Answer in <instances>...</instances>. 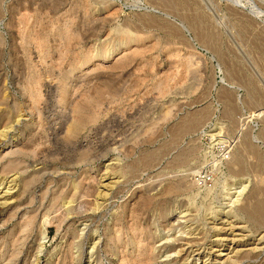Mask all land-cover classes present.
I'll return each instance as SVG.
<instances>
[{
    "label": "rangeland",
    "instance_id": "374dc122",
    "mask_svg": "<svg viewBox=\"0 0 264 264\" xmlns=\"http://www.w3.org/2000/svg\"><path fill=\"white\" fill-rule=\"evenodd\" d=\"M1 155L0 258L120 264L138 223L151 264H264V0H0Z\"/></svg>",
    "mask_w": 264,
    "mask_h": 264
},
{
    "label": "bare ground",
    "instance_id": "6f19581e",
    "mask_svg": "<svg viewBox=\"0 0 264 264\" xmlns=\"http://www.w3.org/2000/svg\"><path fill=\"white\" fill-rule=\"evenodd\" d=\"M36 94V93H35ZM38 97V96H37ZM74 109H75V107H74ZM81 115V114H80ZM82 116V115H81ZM94 116V115H93ZM73 117V116H72ZM76 117V116H75ZM79 118H81L80 116H79ZM82 118H83V116H82ZM80 121H81V119H80ZM82 125V124H81ZM9 127V126H8ZM80 128H82L81 126H79ZM71 128H74L73 126L71 127ZM77 131V130H76ZM3 132V131H2ZM5 133H6V131H5ZM70 133V132H69ZM75 133V132H74ZM2 136H4V137H7V133L6 134H1ZM1 136V137H2ZM118 143V142H117ZM20 148H21V146H20ZM18 151V147H16V144L13 146V148H11L10 149V154H14V153H16ZM25 151V150H24ZM7 153V152H6ZM5 153V154H6ZM27 153V152H26ZM9 154V153H8ZM16 155V154H15ZM3 157V155H1L0 156V158H2ZM8 157V156H7ZM19 160V159H18ZM107 171L108 170H110L109 169V167H106L105 168ZM103 178V177H102ZM94 179H95V177H94ZM98 182H100V180L98 181ZM111 182V181H110ZM110 182H108V184H104V187L106 188V189H109V188H111V186H108V185H111L110 184ZM173 183V182H172ZM170 184L169 186H168V188H166L168 191L167 192H169V190L171 191V190H173V189H175L176 188V186L174 185V183L173 184ZM103 187V188H104ZM180 187V186H179ZM178 187V188H179ZM187 187V186H186ZM190 188V187H189ZM10 189V187L9 186H7L6 188H5V190L0 194V201H2L3 200V202H0V207H3L4 206V204H5V199H6V197H5V195H9V190ZM113 189V188H112ZM111 189V190H112ZM96 190V189H95ZM242 191H243V189L242 190H239V191H237V195H236V198H233V200L231 201V204H230V207L231 206H233V205H235V203L236 202H238V197H239V195L242 193ZM95 192V191H94ZM102 192V191H101ZM100 191H98V193H97V196L98 197H100V198H102V200L104 199V201L105 200H107V198H108V193H106V192H102L101 193ZM108 192V191H107ZM111 192V191H110ZM22 193V192H21ZM197 194V193H196ZM91 195V194H90ZM114 195V194H113ZM76 196V195H75ZM84 196H86L85 194H84ZM84 196L82 195V196H80V197H83V199H84ZM94 196V195H93ZM97 196L94 198V203H91V204H93L94 205V209H101V208H103L104 207V204L103 203H100V202H98V201H101V199L100 200H98V198H97ZM90 197V196H89ZM114 196H112V198H113ZM32 198V197H31ZM93 198V197H92ZM91 198V199H92ZM110 198V197H109ZM34 199V198H33ZM82 199V200H83ZM30 200V203L32 202V199H29ZM90 200V199H89ZM93 200V199H92ZM91 200V201H92ZM73 201V199L72 200H69V201H67V203H68V206L66 207L67 209H69L70 207H71V205H69L71 202ZM127 203V202H126ZM87 204H88V202H87ZM89 205H90V203H89ZM92 205V206H93ZM254 205V204H253ZM82 206V205H81ZM86 206V205H85ZM107 207V206H106ZM123 207H124V205H123ZM127 207V206H126ZM228 207V206H227ZM251 207V206H250ZM89 208L90 209H88V205H87V209L88 210H91V209H93V208H91L90 206H89ZM234 207H232V209H233ZM86 209V210H87ZM104 209V208H103ZM102 209V210H103ZM254 209V208H253ZM242 210V207H238V208H235L231 213H236L237 211H241ZM33 211V215H27V213H28V211H25L24 212V214L21 216L22 218H24V219H26L25 218V216H28L27 218L28 219H26L25 220V222H24V224L22 225V227H23V229H26L28 226H29V224L31 223V222H33V219H34V217L37 215L38 216V214L41 212V209H40V207L39 208H37V209H35V210H32ZM93 211V210H92ZM133 211V210H132ZM217 211H219V210H216L215 212H212V213H214V216H216L217 215ZM229 211H231V209L229 210ZM16 212V211H15ZM79 212V211H78ZM124 212V211H123ZM126 212V211H125ZM258 214H260V213H262V207L261 206H258L257 207V211H256ZM29 213H31V212H29ZM70 213V212H69ZM83 213V212H82ZM92 213V212H91ZM94 213H96V211L94 212ZM131 212H129V214H130ZM220 213V212H219ZM125 214V213H124ZM132 214V213H131ZM130 214V215H131ZM225 214H228V213H225ZM43 216H45V213H44V215ZM67 216V215H66ZM132 216V215H131ZM134 217H135V215H134ZM134 217H133V219H134ZM138 217V216H137ZM46 219H44V220H47L48 219V217H45ZM114 218H116V216L114 217ZM118 218V217H117ZM248 218H250V214L248 215ZM136 219V218H135ZM22 220V219H21ZM114 221V220H113ZM112 221V222H113ZM118 221V220H117ZM122 221V220H121ZM137 221V220H136ZM135 221V222H136ZM115 222H116V220H115ZM114 222V223H115ZM134 222V221H133ZM133 222H131V223H133ZM234 222V221H233ZM113 223V224H114ZM120 223V222H119ZM130 223V222H129ZM180 223V222H179ZM229 223V222H228ZM32 224V223H31ZM112 224V223H111ZM121 224V223H120ZM229 224H231V222L229 223ZM234 224V223H233ZM119 225V224H118ZM122 225V224H121ZM121 225H120V227H117L115 224L112 226L113 228L112 229H114L115 228V226L117 227V229L115 230V232L117 233L116 235H114L113 237L114 238H112V239H109L108 238V243H109V246H107V247H111V249H110V251H111V254H117V252H118V249H119V252H122L121 250H120V248L118 247L119 245H120V243H121V241H122V239H121V237H122V235L124 236V235H127L128 233L127 232H125V231H123V227H121ZM128 225V224H127ZM150 226V225H149ZM173 226V225H172ZM223 226V225H222ZM232 226V225H231ZM22 227H21V229H22ZM127 227V226H126ZM180 227V226H179ZM111 228V227H110ZM232 228V227H231ZM230 228V229H231ZM28 229V228H27ZM83 230V229H82ZM251 230V229H250ZM127 231H128V229H127ZM129 233H130V235H131V233L132 234H135V235H137V237H138V240H136L137 241V245L135 246V249H133V248H131V250L129 251L128 250V247L127 246H125V249L123 250V252H122V254H121V256L119 257L120 258V260H119V263L120 264H127V263H129V261H130V263H131V260H132V263L133 264H151V262H152V260H154L153 259V255H152V251H155V247L153 246V244H154V242H153V244H152V242H150V240H149V238L152 236V234H145L146 235V238H145V236H144V233H145V230H143V226H141V224H129ZM25 232V231H24ZM150 232H151V230H150ZM219 232V231H218ZM217 232V233H218ZM252 232V231H251ZM42 233L45 235L46 233H45V228L43 229V231H42ZM151 233H153V232H151ZM219 234V233H218ZM113 235V234H112ZM109 237H110V235H108ZM107 236V237H108ZM134 236V235H133ZM127 237V236H126ZM220 237V236H219ZM232 237V236H231ZM264 237V236H263ZM97 237H93L92 238V240H93V243H92V246H91V251L89 252V259H88V261H87V264H100V262L97 260V257L96 256H94L95 254H96V252L94 251L95 250V248H96V245H97V243H99L100 242V239H96ZM217 238V237H216ZM137 239V238H136ZM227 239V238H226ZM80 240V239H79ZM124 240V239H123ZM144 240H145V242H144ZM225 240V237H223V238H221V240H219V241H224ZM125 241V240H124ZM187 241V240H186ZM185 241V242H186ZM83 242V241H82ZM127 242H129L128 241V238L126 239V243ZM122 243H124V242H122ZM121 243V244H122ZM126 243H125V245H126ZM131 243V242H130ZM188 244H189V241L187 242ZM224 243V242H223ZM234 243H235V241H234V239H231V243H230V246H235L234 245ZM71 245L74 247V248H76L77 250L76 251H82V247H80V246H82L81 245V242H71ZM91 245V244H90ZM128 245V244H127ZM196 245V244H195ZM114 246H117L116 248H114V249H112ZM179 246V245H178ZM182 246V245H181ZM217 246V245H216ZM41 247H42V244L41 243H39V244H37V246H36V250H34L35 252H34V254L32 255V259L30 260V261H28L27 260V257H24L23 256V258H21L20 259V262H18V259H19V256H18V254L17 253H15V254H17V257H16V259L15 260H12V256L10 255V257L9 258H0V264H38V262H39V252L41 253L42 251H41ZM132 247V246H131ZM185 247V246H184ZM192 247V246H191ZM194 247V246H193ZM214 247V246H213ZM219 247H223V245L222 244H219ZM166 248V247H165ZM180 248V247H179ZM30 249V248H29ZM188 249H190V247L188 248ZM187 249V250H188ZM199 249L200 248H198L197 250H192V252H195V251H197V253L195 252V254H194V256H196V260H195V262L194 263H192V264H197L196 262L197 261H199V260H201V262L202 261H204L203 262V264H206V261L207 260H213V259H215V260H213V261H217V259H221L222 258V255L224 254V251H225V249H218V250H211V251H209V252H205V251H199ZM233 249V248H232ZM22 250V249H21ZM172 250V249H171ZM177 250V249H176ZM249 250V249H248ZM31 251V250H30ZM97 251H99V250H97ZM165 251V250H164ZM19 252V251H18ZM29 252V251H28ZM181 252H184V250H179V251H177V254H179V253H181ZM186 252V257H188V256H190L189 254L191 253V252H189V251H185ZM185 252H184V254H185ZM249 252V251H248ZM21 253V252H20ZM23 253V252H22ZM27 253V252H26ZM30 253V252H29ZM33 253V252H32ZM76 253H78V252H76ZM175 253V252H174ZM227 253V252H226ZM230 253V252H229ZM14 254V253H13ZM12 254V255H13ZM14 254V255H15ZM28 254V253H27ZM110 254V253H109ZM119 254V253H118ZM228 254V253H227ZM21 255V254H20ZM181 255V254H180ZM234 255L235 256H237V251H235L234 252ZM30 256V255H29ZM93 256L95 257L93 260H92V258H93ZM241 257V256H240ZM73 258V257H72ZM76 259V261L77 262H79V261H81V259H82V257H81V254L79 253L78 254V256H77V258H75ZM189 259H190V257H189ZM188 259V260H189ZM202 259H204V260H202ZM227 259H232V258H230V256H228L227 257ZM155 262V261H154ZM175 264V263H174ZM178 264V263H177ZM220 264V263H219Z\"/></svg>",
    "mask_w": 264,
    "mask_h": 264
},
{
    "label": "built area",
    "instance_id": "2783aa9c",
    "mask_svg": "<svg viewBox=\"0 0 264 264\" xmlns=\"http://www.w3.org/2000/svg\"><path fill=\"white\" fill-rule=\"evenodd\" d=\"M208 176H209V174L207 172L206 173L203 172L201 176L198 175V178H199L200 181H204V179L205 180H210V178Z\"/></svg>",
    "mask_w": 264,
    "mask_h": 264
}]
</instances>
